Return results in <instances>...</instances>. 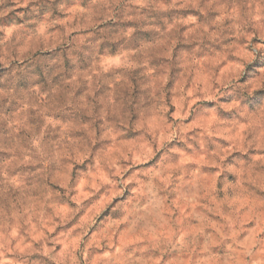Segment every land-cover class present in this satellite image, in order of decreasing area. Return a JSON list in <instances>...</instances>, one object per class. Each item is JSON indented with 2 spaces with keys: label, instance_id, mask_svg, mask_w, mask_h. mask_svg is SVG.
Returning <instances> with one entry per match:
<instances>
[{
  "label": "rangeland",
  "instance_id": "1",
  "mask_svg": "<svg viewBox=\"0 0 264 264\" xmlns=\"http://www.w3.org/2000/svg\"><path fill=\"white\" fill-rule=\"evenodd\" d=\"M0 264H264V0H0Z\"/></svg>",
  "mask_w": 264,
  "mask_h": 264
}]
</instances>
